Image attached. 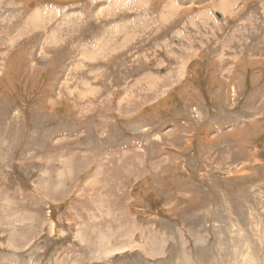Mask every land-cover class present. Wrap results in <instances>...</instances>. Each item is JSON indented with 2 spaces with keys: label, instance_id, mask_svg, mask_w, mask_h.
Segmentation results:
<instances>
[{
  "label": "rangeland",
  "instance_id": "rangeland-1",
  "mask_svg": "<svg viewBox=\"0 0 264 264\" xmlns=\"http://www.w3.org/2000/svg\"><path fill=\"white\" fill-rule=\"evenodd\" d=\"M1 4L0 264H264V0Z\"/></svg>",
  "mask_w": 264,
  "mask_h": 264
},
{
  "label": "bare ground",
  "instance_id": "bare-ground-1",
  "mask_svg": "<svg viewBox=\"0 0 264 264\" xmlns=\"http://www.w3.org/2000/svg\"><path fill=\"white\" fill-rule=\"evenodd\" d=\"M2 6H3V4L0 5V8H2ZM7 9H10V8H7ZM8 13H9V12H8ZM38 13H39V12H37V15H38ZM18 14H19V13H18ZM10 15H11V14H10ZM37 15H35V16H37ZM18 16H19V15H18ZM41 16H42V15H41ZM88 16H91V14H88ZM47 18H48V17H47ZM18 21H19V20H18ZM15 24H16V23H15ZM12 28H13V27H12ZM4 40H5V41H4L5 43H6L7 41H10V42L14 41L13 39L10 40V38H6V39H4Z\"/></svg>",
  "mask_w": 264,
  "mask_h": 264
}]
</instances>
